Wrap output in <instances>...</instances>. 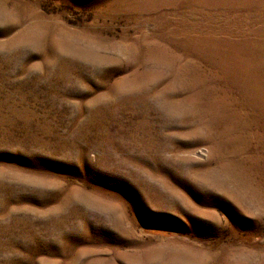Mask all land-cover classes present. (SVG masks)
Instances as JSON below:
<instances>
[{
    "label": "rangeland",
    "instance_id": "374dc122",
    "mask_svg": "<svg viewBox=\"0 0 264 264\" xmlns=\"http://www.w3.org/2000/svg\"><path fill=\"white\" fill-rule=\"evenodd\" d=\"M0 264H264V0H0Z\"/></svg>",
    "mask_w": 264,
    "mask_h": 264
},
{
    "label": "snow or ice",
    "instance_id": "6c2138e0",
    "mask_svg": "<svg viewBox=\"0 0 264 264\" xmlns=\"http://www.w3.org/2000/svg\"><path fill=\"white\" fill-rule=\"evenodd\" d=\"M0 163H3V162H0Z\"/></svg>",
    "mask_w": 264,
    "mask_h": 264
}]
</instances>
